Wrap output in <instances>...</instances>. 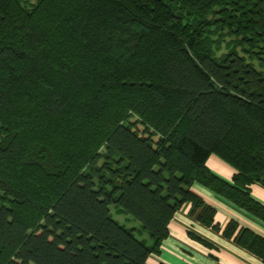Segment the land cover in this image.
I'll list each match as a JSON object with an SVG mask.
<instances>
[{
    "label": "trees",
    "instance_id": "trees-1",
    "mask_svg": "<svg viewBox=\"0 0 264 264\" xmlns=\"http://www.w3.org/2000/svg\"><path fill=\"white\" fill-rule=\"evenodd\" d=\"M195 182L264 219V0H0V264H146Z\"/></svg>",
    "mask_w": 264,
    "mask_h": 264
},
{
    "label": "crops",
    "instance_id": "crops-1",
    "mask_svg": "<svg viewBox=\"0 0 264 264\" xmlns=\"http://www.w3.org/2000/svg\"><path fill=\"white\" fill-rule=\"evenodd\" d=\"M206 166L217 176L231 182L234 169L215 155H211ZM192 190L215 209L216 231L197 221L189 210L191 205H183L168 225V236L162 241L159 252L152 253L146 264H264L255 254L244 249L233 238L222 235L230 221L241 228H247L264 237V219L252 215L200 183H193ZM250 196L264 205V186L253 183L249 186ZM131 228H137L132 225ZM152 241L150 240L151 245Z\"/></svg>",
    "mask_w": 264,
    "mask_h": 264
},
{
    "label": "rangeland",
    "instance_id": "rangeland-1",
    "mask_svg": "<svg viewBox=\"0 0 264 264\" xmlns=\"http://www.w3.org/2000/svg\"><path fill=\"white\" fill-rule=\"evenodd\" d=\"M31 1L33 2L34 0H31ZM136 118H138V117L135 116V115H133V119L132 120H135ZM138 128H139V130L142 129V127H140V125L138 126ZM100 164H101V161L98 162V166ZM110 215H111V217L113 219L117 220L119 223L124 224L126 227H131L132 225H135L136 227H139V222L136 219H134L128 213H122L121 214V213L116 212V208H115L114 205H111L110 206ZM136 237L141 238V236L138 235V234H136ZM142 238L145 239V241L147 242V244H150V240L151 239H150L149 235L146 232L143 234Z\"/></svg>",
    "mask_w": 264,
    "mask_h": 264
}]
</instances>
